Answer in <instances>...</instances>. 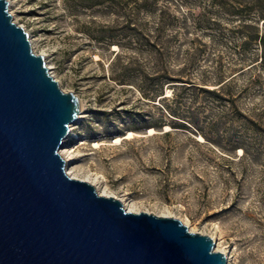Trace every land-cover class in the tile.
I'll use <instances>...</instances> for the list:
<instances>
[{"label":"rangeland","instance_id":"1","mask_svg":"<svg viewBox=\"0 0 264 264\" xmlns=\"http://www.w3.org/2000/svg\"><path fill=\"white\" fill-rule=\"evenodd\" d=\"M7 1L60 89L80 100L61 148L73 176L135 213L210 237L227 264H264V60L255 40L264 0ZM163 74L219 98L176 82L155 102L144 98Z\"/></svg>","mask_w":264,"mask_h":264},{"label":"water","instance_id":"2","mask_svg":"<svg viewBox=\"0 0 264 264\" xmlns=\"http://www.w3.org/2000/svg\"><path fill=\"white\" fill-rule=\"evenodd\" d=\"M0 0V264H227L179 220L127 212L66 174L79 98L64 92Z\"/></svg>","mask_w":264,"mask_h":264},{"label":"trees","instance_id":"3","mask_svg":"<svg viewBox=\"0 0 264 264\" xmlns=\"http://www.w3.org/2000/svg\"><path fill=\"white\" fill-rule=\"evenodd\" d=\"M103 2L102 1H97V2H93L91 5H89V7H93V6H98L101 5ZM255 40H257L260 44L261 47V55H260V59L261 61L264 60V36L261 37H256ZM150 81L152 82L151 84V90L148 94H144V98L149 99L153 102L156 101L157 98L163 96V88L166 84L168 83H180V86L174 85L173 87H181L182 90H197L203 94H206L214 99H218L219 98V92L221 91H216V90H209L206 88H203L201 86H195L193 84V82H189L190 80H186L184 81L182 78H173V77H169L165 74L163 75H159V76H153L152 78H150ZM224 86V85H223ZM221 86L220 89L223 87ZM175 88H173V98H176L178 95L175 94L174 91ZM223 90V89H222ZM163 100H165L166 98L163 97ZM160 100V99H159ZM164 110L166 112V114L168 115V117H176V113L168 106H164ZM154 127V126H153Z\"/></svg>","mask_w":264,"mask_h":264},{"label":"bare ground","instance_id":"4","mask_svg":"<svg viewBox=\"0 0 264 264\" xmlns=\"http://www.w3.org/2000/svg\"><path fill=\"white\" fill-rule=\"evenodd\" d=\"M31 43H32V42H31ZM70 126H71V125H70ZM150 131L153 132L152 129H150ZM132 134H133V133L129 132V133H128L127 135H125L124 137H130ZM120 140H121V137H117V138L115 139V141L118 142V143H119ZM59 154H60V156L64 159V161H65V163H66V174H67L69 177H71V178H73V179H76V178L73 176V171L68 169V163L72 160V157H71L72 155H71L70 150H64V151L60 150ZM73 169H75V168H73ZM85 182H88V181H85ZM88 183L91 184V185H93V184L90 183V182H88ZM93 186H94V185H93ZM94 188H95V187H94ZM97 194L100 195V196L109 197V196L104 195V194H101V193H99V192H97ZM122 205H123V208H124L125 211H127V212H134L133 210H130V209L126 208V207L124 206V204H122ZM225 256H226V259H228V256H227V255H225Z\"/></svg>","mask_w":264,"mask_h":264}]
</instances>
